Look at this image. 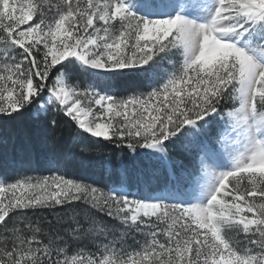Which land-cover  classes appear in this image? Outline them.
Returning a JSON list of instances; mask_svg holds the SVG:
<instances>
[{
  "label": "snow or ice",
  "instance_id": "snow-or-ice-1",
  "mask_svg": "<svg viewBox=\"0 0 264 264\" xmlns=\"http://www.w3.org/2000/svg\"><path fill=\"white\" fill-rule=\"evenodd\" d=\"M25 113L136 166L0 176V264H264V0H0V119Z\"/></svg>",
  "mask_w": 264,
  "mask_h": 264
},
{
  "label": "trees",
  "instance_id": "trees-1",
  "mask_svg": "<svg viewBox=\"0 0 264 264\" xmlns=\"http://www.w3.org/2000/svg\"><path fill=\"white\" fill-rule=\"evenodd\" d=\"M74 128L62 124L58 130V140L55 146L48 143V133L28 113L13 120L0 119V175L14 177L18 172L29 174L36 169L39 175H49L50 162L61 157H68L70 168L74 174L90 177L101 184H112L118 177L110 174L106 164L112 169L120 166L121 161L135 167L127 154L120 155V151L111 146L97 151L94 148L82 150L83 143L92 142L83 139L80 143L74 142ZM195 145L191 149L176 147L171 152V158L177 167L193 168L196 165ZM143 165V161L140 162ZM130 190H137L135 177H132ZM144 191L148 187L144 186Z\"/></svg>",
  "mask_w": 264,
  "mask_h": 264
},
{
  "label": "rangeland",
  "instance_id": "rangeland-1",
  "mask_svg": "<svg viewBox=\"0 0 264 264\" xmlns=\"http://www.w3.org/2000/svg\"><path fill=\"white\" fill-rule=\"evenodd\" d=\"M195 157H197V160H196V165H194L193 167H198L199 166L198 165L199 156L197 155V150L195 152ZM29 175L42 176V175L37 174L36 169H33V168L30 170ZM0 176H2V175H0ZM130 191H132L133 193L137 192V190H130Z\"/></svg>",
  "mask_w": 264,
  "mask_h": 264
}]
</instances>
